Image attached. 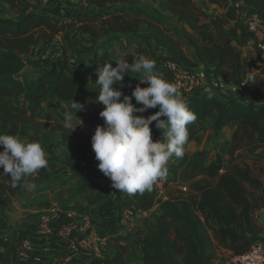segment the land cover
<instances>
[{
	"label": "trees",
	"instance_id": "trees-1",
	"mask_svg": "<svg viewBox=\"0 0 264 264\" xmlns=\"http://www.w3.org/2000/svg\"><path fill=\"white\" fill-rule=\"evenodd\" d=\"M87 1L94 7L75 15L72 20H61L46 8L36 10L28 0H0V133L20 138L21 126L32 132V138L20 139L38 142L47 154L48 164L33 175L37 190L79 179V185L68 200L83 198L88 204L101 202L95 213L96 224L109 231L111 239L118 241L127 237L129 231H119L112 196L99 185L97 179L106 176L89 163L84 170L72 169L60 149L63 145H70L84 158L91 148L94 124L102 120L98 113L104 106L88 99L84 89L85 76L92 70L91 62L98 60L101 66L105 62L112 63L109 46L121 36L140 35L160 44L165 55L155 59V71L170 82L172 72L163 66L164 61L198 66L172 36L171 27L174 26L180 40L197 60L215 63L214 72L222 76L224 83H230L229 77L235 73L243 80L245 71L240 55L217 20L213 21L217 47L201 44L196 37L177 26V22L184 19H199V10L192 0H158V10L131 0L117 8L108 7L107 0ZM208 1L224 3L227 0ZM241 1L255 9L264 20V0ZM165 13L171 14L175 21L168 20ZM63 31L66 34L77 32L81 38L72 48L78 59L76 67L69 64L67 57L58 67L49 69L31 59L34 47L53 40ZM246 34L255 46L253 37ZM87 54L88 61L82 62V56ZM125 58L131 63L134 56L127 54ZM260 62L264 70V59ZM30 66L36 69L35 72L25 70ZM226 67L232 72L227 73ZM97 78L95 73L90 82L94 84ZM138 78L137 74H129L124 76L121 85L113 87H120L131 97L132 88L139 83ZM54 97L65 103L74 124L79 123V119L82 121L69 134L63 127L65 115L57 113L55 122L35 117V113L43 110L44 104ZM72 100L81 103L82 110L75 113L70 108ZM185 101L197 116V120L188 126L186 145L195 137L198 126L209 120L215 135L224 127L232 132L227 159L224 161L218 152L220 144L217 142L211 149H198L191 155L184 151L183 158L169 160L167 178L157 182L166 190L167 197L159 204L158 225L146 234L142 264H214V240L223 243L229 240L233 255H237L248 250L262 231L254 219L258 209L255 196L261 188V181L253 170L259 168L264 174V166H260V162H264V152H257L264 148V98L254 103L239 95L218 94L202 88ZM132 103L140 106L134 98ZM157 110L152 108L135 114L146 118ZM50 125L53 132L58 133L57 141L44 142L41 130ZM150 129L153 140L161 137L162 130L155 127V122ZM92 172L96 177L91 175ZM185 174L188 175L184 177ZM26 178L15 189L0 182V230L9 228L8 219L1 212L21 193ZM158 192L159 188L153 186L150 192L130 196L137 210L146 211L154 206ZM211 215L215 216L217 226L210 223ZM123 251L124 248H120L115 258L121 257ZM107 263L106 258H92L86 264Z\"/></svg>",
	"mask_w": 264,
	"mask_h": 264
},
{
	"label": "crops",
	"instance_id": "crops-1",
	"mask_svg": "<svg viewBox=\"0 0 264 264\" xmlns=\"http://www.w3.org/2000/svg\"><path fill=\"white\" fill-rule=\"evenodd\" d=\"M28 1L36 10H40L41 8H45L49 5L50 8L46 9L56 14L59 19L64 20H72L75 18V15H80V13L84 10L94 7L86 0H83V2H79V0L76 2H69L68 0ZM121 1L122 0H115L112 3L107 2V6L110 8H117L128 2V0L125 2ZM131 1L134 3L151 5L155 10H158V0ZM192 2L199 10V19H184L177 22V26L183 28L186 32L196 37L201 44L217 47L214 27L212 24L213 22L208 18L209 16H212V18L215 17L227 36L230 38L233 49L240 55L242 66L245 71L243 80L246 81L249 86L248 89L250 92L244 93L241 91L239 94L235 93V95H239L247 101L257 103L259 99L261 100L264 97V70L258 58V53L251 45L248 35L242 34V32L238 29L236 22L238 12L242 13L243 9L253 11L256 10L248 7L241 0H227L224 3L208 0H192ZM67 4L70 5V8H68V10H64L63 7ZM38 6L45 7L39 8ZM165 17L168 20L175 21V18L169 13H165ZM173 27H171L172 36L180 44L186 54L187 52L191 53L190 49L180 40L177 28ZM72 34L74 37L76 36V38L79 37L77 32ZM117 51L125 56L127 54H132L134 56L133 62L140 55L139 51L142 52V55L152 60L165 55V52L161 49L160 44L148 40L140 35H124L117 41L113 42L108 48L110 59L114 60ZM205 62L209 66L208 70H210L211 74L216 76V78L218 77V79H221L222 76L214 72L215 63L207 60ZM91 65L92 70L85 76L84 89L87 98L95 103L98 91L95 89V85L90 82V77L94 75L96 70L103 65L101 66L98 60L92 61ZM225 71L227 73H231L232 69L226 67ZM251 73L255 74L254 84L253 81H249L247 79V76ZM229 78L230 83H226L227 85L239 82L242 77L235 73ZM223 94L231 95L233 93L226 91ZM57 113L63 115L68 114L65 103L54 97L51 101L44 104L43 110L35 113V117L41 121L55 122L58 120L56 115ZM98 124L102 125L103 120L97 121L94 124V129ZM209 125L210 121L208 120L198 126L195 137L184 147V151L191 155L195 150L203 148L211 149L217 142H220L218 152L225 161L227 159L226 152L229 147L232 132L229 128L224 127L220 131V133H224V139L216 140L213 143L212 140L216 135L212 132ZM54 135L57 137L58 133L54 132ZM19 136L22 139H30L33 137V133L28 131L25 126H21L19 129ZM60 149L66 155L72 169L84 170L88 163L91 166H97L98 161L94 157V152H88L83 158L76 151H74L73 147L70 145H63ZM257 152L263 153L264 148L258 149ZM91 175L96 177V174L93 172ZM187 175L188 174H185L184 177ZM104 178L106 177H101L97 180H103ZM79 183V179H73L64 184L56 183L48 188L37 190L38 184L34 181L33 176L26 178L24 184H35L36 187L33 191H28L24 186H22L21 193L16 196L10 204L4 207L9 228L0 230V235L4 232H8L10 233L9 237H28L35 247V255L38 259L20 262L12 256L9 257L8 255H0V264H86L87 261L92 258H106L108 259L107 264H142L146 234L158 225L159 204L167 197L166 194H163L164 189H162L161 183L154 184L155 187L159 188L154 206L149 210L143 211V217L139 218L132 226L131 230H129L128 236L118 241L111 239L109 231H106L96 224L95 213L101 202L88 204L83 198H77L70 201L68 200L69 195L73 192L74 188L79 185ZM185 184H187V182ZM110 195L112 196L113 208L116 209V213L122 204L135 207L132 197L127 193L115 191V189L111 187ZM255 199L258 201V209L255 212L254 219L262 228V231L259 233V237H261L264 236V188H260L258 194L255 196ZM54 209H57L60 212L59 217L51 221V225L55 227L62 221H66L68 218L67 214H70L72 222L76 223L77 226L82 223L83 216H89L91 222L88 223L84 229H75L72 235V240L88 237L93 238L97 241V243H99L101 239L106 238V241L100 246V253H94L91 250H81L70 258L69 261L65 263L62 262L63 257L70 253L69 247L71 241L67 238H61L58 236L40 235L30 228L33 221L41 216L49 215ZM210 223L214 226L218 225L214 215H211ZM214 245L216 250L214 264H228L227 260L229 256L233 254L230 249V241L226 240V242L223 243L214 240ZM118 248H124V251L123 254H121V257L115 258L119 250Z\"/></svg>",
	"mask_w": 264,
	"mask_h": 264
},
{
	"label": "clouds",
	"instance_id": "clouds-1",
	"mask_svg": "<svg viewBox=\"0 0 264 264\" xmlns=\"http://www.w3.org/2000/svg\"><path fill=\"white\" fill-rule=\"evenodd\" d=\"M113 62L104 63L96 70L98 78L94 84L98 94L95 99L104 106L98 113L103 124L96 125L91 135V147L98 161V170L111 181L115 191L143 194L167 178V164L172 157L183 158L189 139L188 126L197 120V116L188 108L178 87L155 71V60L139 55L129 63L125 55L117 51ZM129 73L139 76L131 97L120 87H113L121 85ZM247 79L254 84L255 74H249ZM141 84L145 86L141 87ZM132 98L139 107L132 103ZM70 108L76 113L83 105L72 100ZM152 108L158 110L146 118L135 114ZM153 122L162 130L157 140L152 138L150 125ZM81 124L80 119L79 123H73L72 114H65L63 118V127L68 134ZM0 146V168L3 169L0 182L11 189L21 186L26 177L48 166L45 152L38 142L0 133ZM23 186L28 191L36 187L35 184Z\"/></svg>",
	"mask_w": 264,
	"mask_h": 264
},
{
	"label": "built area",
	"instance_id": "built-area-1",
	"mask_svg": "<svg viewBox=\"0 0 264 264\" xmlns=\"http://www.w3.org/2000/svg\"><path fill=\"white\" fill-rule=\"evenodd\" d=\"M69 2H76L77 0H68ZM246 26L248 34L253 37L254 48L258 53L259 59H264V20L259 16L250 17L246 19ZM251 43L252 40H251ZM158 66V65H157ZM163 66L170 69L172 72L171 83L175 84L181 93L184 95L183 99L191 96V94L201 90L202 88L210 89L218 94L224 92L235 93L243 82L231 84L230 86L220 79H210L208 72L199 66H188L181 61L166 60ZM239 86V87H238ZM88 152H93L92 147ZM101 189L110 194L111 181L106 177L99 180ZM185 189V186H182ZM60 212L57 209L51 211L47 216H41L32 222L30 228L36 233L45 236H58L67 238L70 243V253L63 257L62 262H67L75 254L81 250H91L94 253H100V246L106 241L103 238L97 243L93 238L82 237L73 239L72 235L75 229H84L88 223L91 222L89 216L82 217V223L77 226L72 222L70 214H67L66 221H62L58 226H52L51 221L59 217ZM143 217V211L137 210L130 205L122 204L117 212V227L121 233L131 230L132 226ZM0 241V255L12 256L20 262H27L29 260H37L35 255V247L28 237L20 236L18 240ZM228 264H264V236L257 238L249 247L248 250L241 254L230 255Z\"/></svg>",
	"mask_w": 264,
	"mask_h": 264
},
{
	"label": "rangeland",
	"instance_id": "rangeland-1",
	"mask_svg": "<svg viewBox=\"0 0 264 264\" xmlns=\"http://www.w3.org/2000/svg\"><path fill=\"white\" fill-rule=\"evenodd\" d=\"M114 1L115 0H108L109 3H112ZM125 1L126 0H122L121 2H125ZM79 2H83V0H79ZM59 6H60V4H59ZM38 7L41 8V7H45V6H38ZM45 8H50V6L48 5ZM68 8H70V5H68V4L63 7L64 10H68ZM256 16H258L257 12L253 11V10H249V9H243L242 13L238 12V17L236 18V22H237V27L242 32V34L247 35L246 33H248L247 26H246V23H245L246 19H248L250 17H256ZM208 18L210 19V21L212 20V22L214 20H216V18L215 17L212 18V16H209ZM61 20H64V19H61ZM213 27H214V24H213ZM214 35H215V28H214ZM248 38H249L250 43H251V39H250L249 36H248ZM80 41H81L80 37L76 38V36L74 37V35L72 33L71 34H66L63 31L60 34H58L53 40L34 47L33 50H32L33 51V55L31 56V59L36 60L41 67L49 69V68L54 67V66L58 67L60 64H62L64 62V60L67 57V60H68L69 64L72 67H76V63H77L78 59L72 53V48H73L75 43L80 42ZM251 45L253 46L252 43H251ZM139 54L142 55V52L139 51ZM187 55L190 57V59L193 62L197 63V65L199 67L203 68L204 70H206L208 72V76L210 77V79L211 78H215L217 80L220 79V78L218 79V77L216 78V76L211 74L210 70H208L209 66L207 65V63L205 61L197 60V58L194 55H192V53L187 52ZM88 56H89L88 54L87 55H83L82 56V62H84V60L88 61ZM25 70H27L28 72L33 73V72H35L36 69L33 66H30V67H27ZM240 82H243L245 84L244 85H240V87L238 86L239 88H238L237 92H235V93L239 94V92H241V91H243L244 93L250 92L249 89H248L249 86L247 85L246 81H244V80L240 81L239 80V83ZM235 84H237V83H235ZM230 85L231 84H229V86ZM250 88H251V86H250ZM235 93H233V94H235ZM182 96L184 97L183 94H182ZM223 134L224 133H220V132L218 134H216V136L214 137L212 142L214 143L216 140H223L224 139ZM41 139L44 142L57 141V137L54 135V132L52 130V126L51 125L47 126L46 128L41 130ZM219 144H220V142H219ZM45 155L47 157L46 153H45ZM250 162H251V164L253 163V161H250ZM260 166H264V162H260ZM253 171H254V174L260 178L261 187L264 188V174L260 173L259 168H254ZM171 186L172 185H170V187ZM179 186L182 187L183 184H179ZM163 194H166V196H167L166 190H163ZM1 213L3 215H5V210L3 209ZM9 234L10 233H8V232L2 233L0 235V241H8V240H11V239H14L12 241L18 240V238H19L18 236H16L15 238L14 237H9Z\"/></svg>",
	"mask_w": 264,
	"mask_h": 264
}]
</instances>
